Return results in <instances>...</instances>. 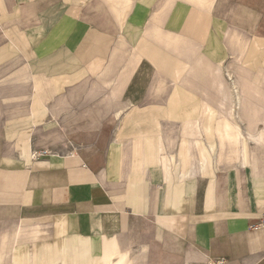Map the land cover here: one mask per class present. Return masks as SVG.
Returning a JSON list of instances; mask_svg holds the SVG:
<instances>
[{
	"label": "crops",
	"instance_id": "crops-1",
	"mask_svg": "<svg viewBox=\"0 0 264 264\" xmlns=\"http://www.w3.org/2000/svg\"><path fill=\"white\" fill-rule=\"evenodd\" d=\"M262 132L264 0H0V264H264Z\"/></svg>",
	"mask_w": 264,
	"mask_h": 264
},
{
	"label": "rangeland",
	"instance_id": "rangeland-1",
	"mask_svg": "<svg viewBox=\"0 0 264 264\" xmlns=\"http://www.w3.org/2000/svg\"><path fill=\"white\" fill-rule=\"evenodd\" d=\"M188 111V112H187ZM186 113H189L191 116H197L198 113V108L191 106ZM201 118L205 119L204 124H200L196 122L195 124L189 125V124H184L185 127L189 128L190 130L194 129L196 130L199 134H202L206 138V143H214L215 139L222 137L223 139H227V134L229 132V129L225 125V123L221 120L219 115L209 106H206L205 108L202 109L201 111ZM193 147H196L197 149L200 148V153L201 157L203 156L202 154V146L204 145L202 142L198 141H193L192 143ZM237 148L239 150V147L236 143L233 148ZM199 150V149H198Z\"/></svg>",
	"mask_w": 264,
	"mask_h": 264
},
{
	"label": "bare ground",
	"instance_id": "bare-ground-1",
	"mask_svg": "<svg viewBox=\"0 0 264 264\" xmlns=\"http://www.w3.org/2000/svg\"><path fill=\"white\" fill-rule=\"evenodd\" d=\"M230 75V74H229ZM231 76V75H230ZM229 76V77H230ZM188 77H190V76H188ZM232 79V78H231ZM226 80V79H225ZM211 82H213V83H219V80L218 79H216V80H213L212 79V81ZM222 81H221V79H220V83H221ZM232 83V82H231ZM183 84L184 85H186V86H189V87H192V88H198V86H199V82H193V83H186V82H184L183 81ZM206 84V83H205ZM202 94H205L206 95V92H201ZM234 93H232V91L230 90V91H223L222 92V94H221V96H220V102L218 103V106L219 107H217V109L218 108H221V109H223V110H225L226 111V113L225 114H227L230 118H232L233 117V108H232V104H233V102H232V100H234V99H232V97L234 96H236V94H234ZM207 99H208V97H206ZM237 98V97H236ZM232 99V100H231ZM239 100V99H238ZM210 108H212L216 113H217V111L215 110V108L214 107H212V106H210V105H208ZM227 106V107H226ZM234 109H235V107H234ZM238 130H240L239 128H238ZM251 141H255V142H260V143H262V144H264V132H262V134L259 136V138H253V139H250Z\"/></svg>",
	"mask_w": 264,
	"mask_h": 264
},
{
	"label": "built area",
	"instance_id": "built-area-1",
	"mask_svg": "<svg viewBox=\"0 0 264 264\" xmlns=\"http://www.w3.org/2000/svg\"><path fill=\"white\" fill-rule=\"evenodd\" d=\"M45 152L44 151H39V152H33L31 157L32 159H36L38 157H40L41 155H44ZM224 260L222 259H217V260H210L207 262V264H224Z\"/></svg>",
	"mask_w": 264,
	"mask_h": 264
}]
</instances>
